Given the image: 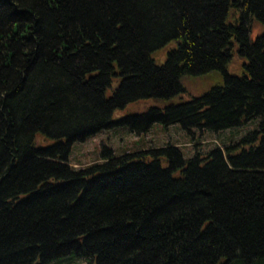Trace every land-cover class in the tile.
Returning <instances> with one entry per match:
<instances>
[{"label":"trees","instance_id":"trees-1","mask_svg":"<svg viewBox=\"0 0 264 264\" xmlns=\"http://www.w3.org/2000/svg\"><path fill=\"white\" fill-rule=\"evenodd\" d=\"M252 20L264 24V0H0V264H264V33L250 41ZM234 44L242 76L226 71ZM212 71L222 84L171 102L183 77ZM147 99L165 105L113 120ZM253 121L189 158L167 143L68 160L113 127L194 135ZM38 134L53 143L35 146Z\"/></svg>","mask_w":264,"mask_h":264},{"label":"rangeland","instance_id":"rangeland-1","mask_svg":"<svg viewBox=\"0 0 264 264\" xmlns=\"http://www.w3.org/2000/svg\"><path fill=\"white\" fill-rule=\"evenodd\" d=\"M237 19V11L230 9L227 23L234 24ZM264 33V24L251 21L249 39L251 42L255 38ZM234 42V41H233ZM235 43V42H234ZM176 46V43L171 42L162 49L152 53L151 57L156 64H162L165 61L166 53L169 49ZM247 59L237 53L236 45L232 47V58L226 67V71L230 75L242 76L245 74L243 64ZM181 83L185 89L180 96L174 98L171 102H185L193 97L201 96L210 88L222 84V75L217 71H212L198 77L186 76L181 79ZM116 82L112 84L108 93L115 88ZM165 103L158 102L153 99L142 100L128 104L125 108L115 112L113 120L122 118L125 115L139 114L144 112L149 107H163ZM256 121L244 124L239 127L224 130L219 133L205 131L203 133L194 130V135L187 134L179 125L169 126L167 129L160 124H154L149 132L145 134H137L131 132L126 127H113L100 131L87 138L83 142H74L71 145L69 153V164L73 169H81L91 164L101 162V152L103 148H109L114 154L124 152H135L138 150L160 147L170 143L177 146L184 155V158H189L195 150L205 152L223 144L228 145L235 143L245 135L248 130L255 128ZM53 143L52 140L45 139L38 134L34 137L33 144L37 147H46ZM72 262V261H71ZM75 264V263H70ZM76 264H86L85 260H76Z\"/></svg>","mask_w":264,"mask_h":264}]
</instances>
